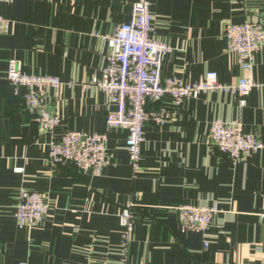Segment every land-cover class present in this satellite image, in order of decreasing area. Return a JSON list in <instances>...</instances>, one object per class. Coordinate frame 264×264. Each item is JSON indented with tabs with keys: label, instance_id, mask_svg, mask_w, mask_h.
I'll list each match as a JSON object with an SVG mask.
<instances>
[{
	"label": "crops",
	"instance_id": "1",
	"mask_svg": "<svg viewBox=\"0 0 264 264\" xmlns=\"http://www.w3.org/2000/svg\"><path fill=\"white\" fill-rule=\"evenodd\" d=\"M134 0H12L0 3L8 20L0 31V264H117L121 259L119 213L132 205L127 247L132 264H264V87H254L240 107L225 91L198 93L180 105L168 96L164 124L146 122L141 170L132 177L127 130L108 127L107 95L93 85L106 64V37L129 19ZM152 36L168 43L163 73L185 82L216 71L219 83L246 74L227 50L225 24L259 21L264 0H149ZM10 59L24 71L60 78L48 106L61 116L42 131L6 78ZM250 76L264 83V46ZM239 119L243 132L263 147L246 161L230 162L213 149L214 119ZM106 133L108 162L99 175L74 165L54 166L48 143L64 131ZM22 190L46 195L45 219L20 227L14 217ZM217 202L205 232L181 231L175 207ZM208 242L206 246L204 243Z\"/></svg>",
	"mask_w": 264,
	"mask_h": 264
},
{
	"label": "built area",
	"instance_id": "2",
	"mask_svg": "<svg viewBox=\"0 0 264 264\" xmlns=\"http://www.w3.org/2000/svg\"><path fill=\"white\" fill-rule=\"evenodd\" d=\"M12 0H0L11 2ZM8 20L0 15V31H6ZM153 15L149 0H134L129 19L117 24L106 37L108 51L106 64L100 75L94 76L85 87L93 85L107 95L108 127L127 130L125 148L132 177L140 172L141 144L146 122L164 124L170 113L165 107H151L163 97H170L180 105L189 96L211 91H225L234 96L240 107L246 105L247 96L254 87L262 86L249 75L254 54L264 46V26L259 21L225 24L224 36L227 50L236 55L237 65L246 72L236 83L224 85L218 82L216 71H207L194 82H185L175 75L163 73V62L172 47L152 36ZM6 78L13 84L14 92L25 104L27 113L38 123L42 131L51 132L61 124V116L48 106V90L57 89L62 81L52 75H35L24 71L22 63L10 59ZM210 142L217 152L232 163L246 161L263 147L262 142L243 132L239 119L224 121L214 119L209 125ZM106 133L64 131L48 143V159L54 166L74 165L79 171L99 175L108 162ZM264 193V188H263ZM51 209L46 195L37 191L22 190L15 207L14 217L20 227L43 221ZM219 209L211 204H181L175 207L181 231L205 232ZM264 219V211L259 213ZM122 226L121 259L117 264H132L127 259V247L133 229L132 205H126L119 213ZM206 246L208 242L204 243ZM25 264V263H20ZM100 264V263H89Z\"/></svg>",
	"mask_w": 264,
	"mask_h": 264
}]
</instances>
